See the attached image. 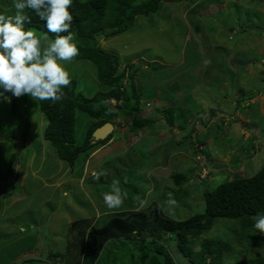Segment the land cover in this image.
<instances>
[{
	"label": "rangeland",
	"instance_id": "1",
	"mask_svg": "<svg viewBox=\"0 0 264 264\" xmlns=\"http://www.w3.org/2000/svg\"><path fill=\"white\" fill-rule=\"evenodd\" d=\"M263 1L163 3L156 14L137 17L129 32L99 37V46L118 59L120 72L127 64L140 66L135 78L140 115L156 122L133 131L130 118L118 116L115 132L121 138L114 136L89 157L81 155L73 169L44 139L48 121L39 101L20 96L13 115L4 108L11 101L0 99V264H63L57 256L66 254L71 226L80 220L100 222L120 212L149 217L159 210L164 218L183 221L204 212V182L212 191L264 168ZM0 11L14 14L13 0H0ZM66 66L86 98L107 91L92 62L75 57ZM125 85L129 92L130 82ZM172 107L178 111L164 118ZM76 119L80 146L94 121L82 112ZM100 171L106 174L96 180L93 174ZM191 174L199 178L191 181ZM178 177L187 181L177 199ZM113 181L128 196L121 206L108 208L102 194ZM236 228L235 221L219 219L206 237L232 240L228 264L263 256L264 242L257 239L247 247L234 239ZM143 236L169 239L159 231ZM124 249H110L100 264H141L143 250L135 241ZM168 250L177 264H191L176 242Z\"/></svg>",
	"mask_w": 264,
	"mask_h": 264
},
{
	"label": "trees",
	"instance_id": "2",
	"mask_svg": "<svg viewBox=\"0 0 264 264\" xmlns=\"http://www.w3.org/2000/svg\"><path fill=\"white\" fill-rule=\"evenodd\" d=\"M184 1L187 0H147L141 3H139L140 0H89L86 2L74 0L71 8L73 22L70 31L78 42L77 59L96 65L98 79L107 91L98 92L89 99L77 91V81L72 80V83L63 89L65 95L61 101L55 103L39 101L40 110L48 121L44 139L55 149L58 158L67 163L71 169L75 167L81 155L88 157L100 147L110 143L114 136L116 140L121 138L116 132L104 141L96 142L92 138L93 133L104 125L111 123L116 126L118 116L124 114L125 119L130 118V128L133 131L148 128L156 122L154 118H142L140 115L142 96L138 94L135 83L140 66L127 64L120 72L118 59L99 46V37L110 39L129 32L134 27L137 17L156 14L163 3ZM27 12L32 18V23L26 27L34 29L38 36L47 34L48 38H55L56 34L47 33L45 21H41L32 10ZM61 35H67V33ZM127 80L130 82L129 92L125 85ZM6 96L10 97L11 104L10 108L5 105L4 108L14 115L20 97L11 96V93H6ZM177 111V107H172L162 114L168 119L167 112L173 115ZM77 112L88 115L94 121L88 128L85 141L80 146L76 144ZM176 118L175 115V120ZM173 119L167 122L173 125ZM187 140L191 142L192 151L196 152L192 137L189 136ZM252 153L253 149H250L248 154ZM14 157L15 155L12 156V165ZM190 178L192 181L199 177L191 174ZM177 179L181 188L176 193L178 199L185 194L187 180L182 177ZM4 181L7 180H2ZM203 185L206 188L203 191L204 212L194 214L183 221L164 218L159 210H156L151 212L149 217L144 213L132 215L130 212H120L111 215L107 220L101 218L100 222H96L95 219H86L74 223L67 239L66 254L58 255V260L63 264H100L105 253L110 249H124L125 243L132 240L136 242L139 250H143L141 264H177L168 250V246L174 242L181 255L191 264H228L227 261L230 260L233 251L232 240L206 237L213 231L219 219L235 221L237 228L233 230L234 239L246 241L247 247L251 248L257 239L264 242V233L255 229L253 219L257 213H264V168L250 178L227 180L212 191L205 182ZM134 188L132 190H137L136 187ZM10 196L9 194L5 197ZM146 231L168 234L169 239L165 241L146 239L143 236ZM49 255L53 257L51 252ZM234 264H264V255H259L245 263Z\"/></svg>",
	"mask_w": 264,
	"mask_h": 264
},
{
	"label": "clouds",
	"instance_id": "3",
	"mask_svg": "<svg viewBox=\"0 0 264 264\" xmlns=\"http://www.w3.org/2000/svg\"><path fill=\"white\" fill-rule=\"evenodd\" d=\"M73 3L74 0H13L14 14L0 11V99L10 102L6 93L17 98L28 94L36 101L54 103L63 99V89L72 83L66 64L79 55L77 41L70 31ZM27 10L46 22L47 33L56 34L54 39L47 34L38 36L34 29L26 27L32 23ZM115 131L116 126L112 134ZM105 174L100 171L93 175L99 180ZM127 196L119 182L113 181L111 190L103 193L102 199L108 208H116ZM253 219L255 229L264 233V213H257Z\"/></svg>",
	"mask_w": 264,
	"mask_h": 264
},
{
	"label": "water",
	"instance_id": "4",
	"mask_svg": "<svg viewBox=\"0 0 264 264\" xmlns=\"http://www.w3.org/2000/svg\"><path fill=\"white\" fill-rule=\"evenodd\" d=\"M114 131V126L111 123L104 125L103 127L97 129L93 133V139L95 141H104L106 140Z\"/></svg>",
	"mask_w": 264,
	"mask_h": 264
},
{
	"label": "crops",
	"instance_id": "5",
	"mask_svg": "<svg viewBox=\"0 0 264 264\" xmlns=\"http://www.w3.org/2000/svg\"><path fill=\"white\" fill-rule=\"evenodd\" d=\"M99 150H101V149H99ZM97 152H98V150H97ZM96 152V153H97ZM100 152V151H99ZM95 153V152H94ZM94 153H92L91 155H93ZM52 218V217H51ZM49 219H50V216H49V218L47 219V223L49 222Z\"/></svg>",
	"mask_w": 264,
	"mask_h": 264
}]
</instances>
